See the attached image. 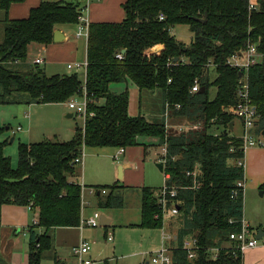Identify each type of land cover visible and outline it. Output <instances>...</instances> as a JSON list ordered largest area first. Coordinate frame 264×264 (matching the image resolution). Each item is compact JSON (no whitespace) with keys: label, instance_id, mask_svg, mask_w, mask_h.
Wrapping results in <instances>:
<instances>
[{"label":"trees","instance_id":"1","mask_svg":"<svg viewBox=\"0 0 264 264\" xmlns=\"http://www.w3.org/2000/svg\"><path fill=\"white\" fill-rule=\"evenodd\" d=\"M24 2L0 0L4 13L0 105L65 104L80 97L84 85L80 74L48 76L40 66L28 63L32 45L49 46L58 28L78 26L82 12L79 5L43 1L28 18L11 20V7ZM123 9L125 19L121 23H90L85 84L88 111L94 115L87 117L73 139L21 143L17 168L5 155L7 141H0V211L14 205L38 214L37 224L30 229L28 264H42L44 254L53 248L51 231L81 225L82 186L71 179L79 175L80 165L74 161L83 149H127L138 146V138H157L168 147V161L162 164L163 173L170 176L168 185L180 188L168 204L169 209H179L168 226L175 233L171 264H243V255L228 245L230 234L240 230L244 215L243 197L232 195L244 179V168L239 166L245 157L244 141L232 134L231 124L236 118L227 112L239 103L242 76L227 61L249 44L256 45L264 55V0L254 7L250 0H126ZM178 26L194 28L190 44L172 34ZM119 53H123L122 60L117 58ZM209 63L214 65V80L209 76ZM196 81L201 90L205 89L203 94L192 93ZM119 83H131L141 92L161 91L171 117L179 115L200 122L204 129L176 135L168 132L163 121L130 116L129 91H111ZM212 87L217 89L214 99H210ZM248 87L249 99L259 115L256 134L264 136V57L250 68ZM213 126L223 128V132L211 133ZM6 129L0 127V138ZM194 170L199 174L197 188L187 176ZM103 188L110 189V194L99 207H117L111 202L116 186ZM156 191H142L143 229L165 227ZM187 238L198 242L194 260L183 249ZM216 248L221 251L213 259L212 250Z\"/></svg>","mask_w":264,"mask_h":264},{"label":"crops","instance_id":"2","mask_svg":"<svg viewBox=\"0 0 264 264\" xmlns=\"http://www.w3.org/2000/svg\"><path fill=\"white\" fill-rule=\"evenodd\" d=\"M43 1L49 0H25L24 3L15 4L11 7L9 11V18L11 20L26 19L28 18L30 11L33 8L38 7ZM59 1V0H57ZM67 3H73L79 5V8L84 13V15L89 19L91 24L98 23H121L125 19V12L123 5L126 0H63ZM251 4L257 5L259 0H250ZM88 9V10H86ZM78 26L76 25H66L58 28L63 37L62 41L59 43H53L49 46H39L32 45L29 49L30 52H34L35 57L33 59H28V63L32 64L37 58H43L45 64L42 66L51 67H62L63 71H66L68 65L72 64H83L87 62V49L88 40L83 38H77ZM42 66H40L42 68ZM45 71V70H44ZM45 73L48 75L47 71ZM61 73V72H59ZM56 74L61 76H70L72 73ZM78 73V72H75ZM73 73V74H75ZM215 70L209 71V76L213 80ZM68 74V75H67ZM79 74V73H78ZM49 76V75H48ZM54 76V75H52ZM84 79V73H83ZM130 93V103H129V115L132 117L143 116L148 121H154L156 117H162L164 113H155L151 109H146L143 112V100L146 99L144 94H155L159 91L152 93L141 92L137 86L130 83L128 85H114L111 87V91L116 94H120L125 90ZM157 93V94H158ZM147 101V99H146ZM59 106L60 104H53L49 106ZM69 109L67 103H65ZM26 106V105H25ZM150 106V105H149ZM32 107L31 105L28 107ZM70 110V109H69ZM229 111V110H228ZM144 113V114H143ZM230 113V112H229ZM74 113H69L67 118H73ZM156 121V120H155ZM6 123V121L4 122ZM30 126L34 123L29 122ZM235 125V126H234ZM243 133L242 123L238 125ZM237 127V122H233L232 132L235 131ZM10 128L7 127L6 131ZM22 127H19L17 131L22 132ZM257 130V126H256ZM255 130V133H256ZM76 131H74L75 133ZM13 135L16 134L15 131L12 132ZM233 134V133H232ZM234 135V134H233ZM235 136V135H234ZM242 136V135H241ZM237 136V137H241ZM259 137V136H258ZM261 138V137H259ZM15 142V138H13ZM3 142V141H2ZM139 145L132 148H127L125 153L120 156L118 161H115L113 156L116 154L118 149L115 148H102L96 149V151L87 154L86 160L84 159L83 167H80L79 175H83V182L77 181L78 177L74 180L72 178L71 182L78 183L84 187H110L116 186L114 193V201L117 207H124L123 194L129 193L130 191L137 190L141 193V199L138 202L136 209L141 216V202H142V191L145 188L156 189V193L161 189L152 188L150 185H156L155 183H160L167 179V175L163 178L157 171H152L147 173V162H152L157 157V153L162 151V145L157 138H138ZM89 148H85L88 150ZM155 157V158H154ZM158 158V157H157ZM156 161V160H155ZM158 162V160H157ZM158 164H160L158 162ZM81 165V166H82ZM151 167H149L150 169ZM164 171V170H163ZM244 179L246 180V190L243 197L244 202V218L246 222L253 228L256 229L257 233L259 231L264 232V207L261 205L256 196H259L260 191H264V148H249L245 152L244 157ZM108 189V188H107ZM110 194V189H108V194L106 196L97 195L91 196L87 192L82 194V200L89 203L88 205L82 206L81 211V221H88L93 217L96 211V204L99 207V202L107 200ZM264 196V192L261 194ZM139 198V197H138ZM82 204V203H81ZM117 207L104 208L112 209ZM100 208V207H99ZM102 209V208H100ZM106 226L104 228V238L108 239L114 235L108 231L109 228L113 227L115 216L111 213H107ZM102 220V219H101ZM38 221V214L32 211L28 207H20L14 205H6L0 211V264H28L29 259V243H30V229L33 228ZM171 219L166 220L165 227L161 229L164 233L175 235L171 229H169V223ZM129 228H143L140 227V222H133L130 224H125ZM102 226V225H101ZM145 230V229H143ZM37 234H42V230L35 228ZM58 235L60 240H64L65 243H70L71 252L68 254H61V258L56 256V259H60L61 264H69L75 261L73 256V249L80 245L82 241L88 242L90 245L91 241L99 243V240L95 241L94 237H100L101 233L93 234L92 228L88 226L77 227V228H66V229H55L53 230ZM156 232V231H154ZM149 235L151 233H148ZM155 235V233H154ZM258 235V234H257ZM164 237V236H163ZM163 237L162 245L163 246ZM93 242V243H94ZM113 242V240L111 241ZM174 246L171 242L172 249ZM229 246V245H228ZM105 248V249H104ZM96 250L92 253V247L88 254V258L91 259L94 264L101 262L103 257H107L106 252L108 251V246ZM157 249L156 251H158ZM114 252V251H113ZM58 254V252L56 251ZM56 254V255H57ZM109 260V259H108ZM105 264L109 262L104 261ZM243 264H264V247H258L247 251L243 255Z\"/></svg>","mask_w":264,"mask_h":264},{"label":"rangeland","instance_id":"3","mask_svg":"<svg viewBox=\"0 0 264 264\" xmlns=\"http://www.w3.org/2000/svg\"><path fill=\"white\" fill-rule=\"evenodd\" d=\"M57 1V0H49ZM4 13L0 11V44L4 40ZM172 34L181 42L185 44H190L192 40V32L188 26H178L171 30ZM84 39V38H83ZM30 59L35 57L34 52H30ZM42 68L47 71L49 76L58 74H64L62 72L75 73L78 72L83 76V70H66L63 71L62 67H51V66H42ZM213 68H210L208 71H211ZM68 75V74H67ZM211 78V77H210ZM216 78V73L213 76V80ZM115 85H127L126 83H119ZM131 85V83H130ZM114 86V85H113ZM153 94H144V97L147 99L143 100V112L146 109H151L155 113L162 114L163 108L164 113L162 117H156V121L165 122L166 129L171 134L181 135L188 134L193 131H201L204 129L202 123H195L192 121H187L183 116L174 115L166 118V106L165 101L162 96L161 91ZM150 93V92H146ZM158 93V94H157ZM217 93V89L212 87L210 90V99H214ZM150 105V106H149ZM32 107L25 105H0V127L1 128H10L9 131H5L1 136L0 141H7L5 146V155L10 158L12 166L14 168L18 167V150L21 143L26 144H38L45 141L51 142H67L75 136L76 132L80 128L84 127L85 120L76 115L73 111L69 110L65 104H60L59 106H49L43 104H34ZM163 107V108H162ZM74 113L73 118H67V115ZM144 114V113H143ZM154 120V121H155ZM6 121V123H4ZM33 122L34 125L30 126L29 122ZM151 121V119H150ZM152 122V121H151ZM237 127L232 133L235 136H241L242 130L238 126L240 121L236 119ZM19 127H22V132L17 131ZM13 131L16 132L13 135ZM211 133L219 135L223 132V128H218L213 126L211 128ZM264 141V136H259ZM15 138V142H12V139ZM96 151V149L86 150L89 155L90 152ZM161 152H158L156 156H159ZM88 158V157H87ZM85 158V160L87 159ZM155 158V157H154ZM156 160V161H155ZM152 162H147V173L152 171H157L163 178L165 174L157 168V160ZM80 167H83L80 166ZM149 167H151L149 169ZM76 180L75 178H73ZM72 180V179H71ZM83 175L81 174L78 177L77 181H80L82 184ZM164 181L160 183H155L156 185H150L152 188H162L165 184ZM103 187H99L101 189ZM107 189V188H104ZM108 190V189H107ZM264 191L258 193L259 196H256L257 201L264 207V196L261 195ZM93 197V196H92ZM139 197V198H138ZM141 199V193L137 190L130 191L129 193L123 194L124 207H117L108 212L109 209H100L97 204L95 207L96 211L103 216H107V213L113 214L115 216L114 224L112 228H109L108 231L111 232L113 236V242H109L108 239L104 238V228L99 226L98 228H92L93 234L101 233L100 237H94V240H99V243L91 241L92 253L96 250L108 246V251L106 252L107 257H103L101 262L96 260V264H105L104 261L107 260L108 264H153L152 259L157 249L161 248L162 245V230H141L140 228H129L125 224H130L133 222H140L141 216L136 209L138 202ZM170 219V216L166 220ZM174 222V221H173ZM256 231V229H254ZM156 231V232H154ZM148 233H151L150 235ZM155 233V235H154ZM51 236L53 238V248L51 251H48L44 254L42 264H57L60 262V259H56L58 256L61 258V254H68L71 252L70 243H65L64 240H60L55 231H51ZM94 242V243H93ZM166 246L169 248L171 242L167 241ZM71 246V247H70ZM105 249V248H104ZM58 252V254L56 253ZM114 251V252H113ZM57 254V255H56ZM109 259V260H108ZM95 263V262H94Z\"/></svg>","mask_w":264,"mask_h":264},{"label":"built area","instance_id":"4","mask_svg":"<svg viewBox=\"0 0 264 264\" xmlns=\"http://www.w3.org/2000/svg\"><path fill=\"white\" fill-rule=\"evenodd\" d=\"M256 6L255 4H251V7ZM88 10V9H86ZM161 20H164V16H160ZM89 28H90V21L89 19L84 15L83 12H81V15L79 16V24L76 36L77 38H84L88 40L89 38ZM264 55L260 54L258 52L257 46L253 44H249L245 51L240 52L233 57H231L227 61V65L236 68L242 73L241 80L239 82V90H238V97H239V103L233 107H231L229 112L236 118L239 119V121L242 123L243 127V133H242V139L244 141V151L246 152L249 148H264V141L262 138H259L258 135L255 133L256 130V123L259 119V115L257 113V110L254 108V106L251 103V100L249 99V87H248V72L251 67L259 64ZM117 58L122 60L123 59V53L117 54ZM183 63L185 61L183 60ZM45 64V60L43 58H37L32 65L42 66ZM175 64V63H173ZM87 62L81 64H70L68 65V68L70 70L76 69V70H83L84 71V85L82 86L81 90V96L80 97H74L70 101L67 102V105L71 111H73L76 115L82 117L85 121L88 116H93V113H89L88 106L90 104V100L87 97V90H86V68H87ZM214 68V65L212 63L208 64V68ZM201 91L200 84L198 81L195 82L194 87L192 88V93H198ZM177 109H180V106H176ZM170 113V108L167 105L166 106V114L165 117L167 118ZM168 130V129H167ZM125 148H120L116 152V154L113 156L115 161H118L120 159V156H122L125 153ZM86 157L85 149H83L81 155L75 159L74 164L76 165H82L84 162V159ZM158 157V162L160 164L165 165L168 161V147L167 144H164L162 146V151ZM239 166L244 168V161L239 162ZM187 176L191 177L193 179L194 185L193 188H197L199 186L198 183V171H188ZM170 179V176L167 175L166 182L164 186L156 193V197L158 199V203L161 206L163 217L166 219L177 216L179 214V209L175 206H173L171 209L168 208L169 204V198L174 199L178 195V191L180 188L178 187H171L168 185V180ZM246 190V180L243 179L237 183V189L232 193L233 197L242 196L244 197ZM87 192L91 196H97L102 195L106 196L108 194V190L104 188H95V187H84L82 186V194ZM81 203L83 205H88L89 203L84 202L81 198ZM158 217V216H157ZM101 219L102 215L99 212H95L93 214V217L88 221H81L80 227L88 226L90 228H98L101 226ZM230 223L233 224L234 221L230 220ZM257 231H255L245 220L244 215L242 219L240 220V230L238 232H233L230 234V245H233V249L236 252L241 253L244 255L247 251L256 249L258 247H264V236L261 239L257 238ZM163 246L156 251L154 254V257L152 259L153 264H171L172 263V257H171V250L166 246V242L170 241L173 242L174 236L164 233L163 235ZM113 240L112 237L108 238V241L111 242ZM183 249L188 253V258L190 260H194L197 258V249H198V242L194 238H187L183 242ZM91 250V245L86 242L82 241L79 246L75 247L73 249V256L75 261L69 263V264H94V262L89 259L87 256ZM221 249L216 248L212 250V258L217 259L219 256Z\"/></svg>","mask_w":264,"mask_h":264},{"label":"water","instance_id":"5","mask_svg":"<svg viewBox=\"0 0 264 264\" xmlns=\"http://www.w3.org/2000/svg\"><path fill=\"white\" fill-rule=\"evenodd\" d=\"M198 21L202 22V23H205L207 21V19H197ZM191 31L193 32L194 31V28H191ZM61 37H63L62 33L59 31V30H56L55 31V34H54V42L55 43H59L62 41ZM123 53H126V51H123ZM178 59H175V62H177ZM240 76H242V73H240ZM205 91L204 88H202V90L200 91V94H203ZM227 112H229L227 110ZM231 126L233 127V123L231 124ZM14 141V139H12V142ZM157 168L163 172L164 168H163V165L162 164H157ZM101 225L102 226H106V218L105 217H102V220H101ZM264 236V232L263 231H259L258 232V235H257V238L258 239H261L262 237ZM149 264V263H147Z\"/></svg>","mask_w":264,"mask_h":264}]
</instances>
